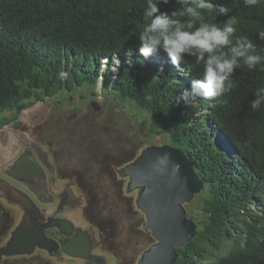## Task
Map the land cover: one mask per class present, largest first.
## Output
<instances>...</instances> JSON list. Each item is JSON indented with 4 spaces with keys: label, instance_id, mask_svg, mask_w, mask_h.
Returning a JSON list of instances; mask_svg holds the SVG:
<instances>
[{
    "label": "trees",
    "instance_id": "obj_1",
    "mask_svg": "<svg viewBox=\"0 0 264 264\" xmlns=\"http://www.w3.org/2000/svg\"><path fill=\"white\" fill-rule=\"evenodd\" d=\"M211 2L237 18L233 41L247 36L264 49V3ZM146 7L147 0H0V125L8 120L2 113L37 100L85 89L94 95L99 79L101 94L125 113L138 111L150 134L166 132L164 143L181 148L202 181L196 206L187 207L196 232L176 247L174 264H264V106L253 111L250 103L264 70L242 66L217 100L177 103L180 91L202 78L203 64L186 55L177 68L163 50L143 57L138 37L150 23ZM179 7L176 0L160 5ZM201 14L209 23L227 19L215 8Z\"/></svg>",
    "mask_w": 264,
    "mask_h": 264
},
{
    "label": "water",
    "instance_id": "obj_2",
    "mask_svg": "<svg viewBox=\"0 0 264 264\" xmlns=\"http://www.w3.org/2000/svg\"><path fill=\"white\" fill-rule=\"evenodd\" d=\"M94 104L93 100L88 104L90 111L86 117L94 116L100 110ZM49 105L37 100L21 108L15 118L0 126V166L8 164L13 178L18 181L32 180L40 174L41 169L35 161L51 172L54 169L48 150L34 139L32 132ZM21 149L23 152L19 154ZM27 149L32 152H26ZM30 155L34 162L28 160ZM114 171L123 181V192L133 194L134 208L143 217L141 229L154 241L140 252L134 264H174L176 247L196 232V224L187 216L184 206L202 186L192 161L179 147L167 143L152 144ZM26 185L33 193H37L33 186L37 185L40 191L46 186L44 182H26ZM66 186L71 194L66 189L60 193L58 211L63 207L73 208L81 200L74 191L73 179ZM0 187L6 192L5 203L20 212L0 241V262L3 258L31 256L36 251H45L55 262L58 261L57 255H63L74 259L76 264H106V256L99 252L101 240L95 225L49 216L15 186L1 184ZM50 229L61 239L49 234Z\"/></svg>",
    "mask_w": 264,
    "mask_h": 264
},
{
    "label": "rangeland",
    "instance_id": "obj_3",
    "mask_svg": "<svg viewBox=\"0 0 264 264\" xmlns=\"http://www.w3.org/2000/svg\"><path fill=\"white\" fill-rule=\"evenodd\" d=\"M115 59L120 61L117 57L112 59L111 69ZM106 60H101L102 68ZM101 92L98 79L94 95L85 89L47 99L50 105L43 118L34 124L32 132L34 139L51 151L58 173L76 181L87 200L84 216L96 226V232L102 230L100 238L105 249L119 257L137 256L154 241L140 227L143 217L134 208L133 194H125L123 181L111 173L145 146L162 144L169 138L166 132L150 134L147 126L136 120L140 116L138 111L123 112L114 99L104 97ZM92 100L100 110L94 116L86 117L90 111L87 106ZM32 119L36 117L32 116ZM78 189L75 188L77 194ZM194 195L184 205L187 215V207L196 206ZM76 212L80 216L79 209ZM57 262L50 263L32 255L5 260L1 264L65 263Z\"/></svg>",
    "mask_w": 264,
    "mask_h": 264
},
{
    "label": "clouds",
    "instance_id": "obj_4",
    "mask_svg": "<svg viewBox=\"0 0 264 264\" xmlns=\"http://www.w3.org/2000/svg\"><path fill=\"white\" fill-rule=\"evenodd\" d=\"M182 7L171 11L160 8L170 0H147L144 19L150 23L140 33L138 51L143 57L163 50L172 64L179 68L184 57H193L197 64H203L202 78L191 80L190 89L185 88L176 97V102L191 105L198 99L217 100L230 92L233 88L231 77L242 66L256 69L261 66L264 70V49L257 50L256 44L247 36L236 37L237 18L229 16V9L224 5H213L211 0H176ZM264 3V0H243L245 7L251 8ZM216 10L218 16L227 17L217 24L206 22L201 11ZM264 40V31L258 33ZM161 65L165 59H155ZM120 61H113L112 72L116 73ZM163 67L159 69L163 72ZM68 73L61 71L59 77L66 79ZM250 102L251 109L257 111L264 106V85L258 87ZM151 100V97H147ZM203 151V150H199ZM165 157L167 154H164ZM243 246V241L241 242Z\"/></svg>",
    "mask_w": 264,
    "mask_h": 264
},
{
    "label": "flooded vegetation",
    "instance_id": "obj_5",
    "mask_svg": "<svg viewBox=\"0 0 264 264\" xmlns=\"http://www.w3.org/2000/svg\"><path fill=\"white\" fill-rule=\"evenodd\" d=\"M18 112H14V111H8V112H4L1 114V116L6 117L8 120L6 122H3L0 126H2L3 124L9 122L10 120H12L13 118H15V116L17 115ZM23 152V150H20L21 154ZM26 152H32L31 149H27ZM49 155H50V161L53 164V171L51 172L49 169H46L45 166L42 165V163L40 162H36L37 166L41 169L40 170V174L35 176L34 179L32 180H25V182L23 180L18 181L16 179L13 178V175L11 174V172L9 171V166L8 164L5 165H1L0 166V185H8L11 184L13 186H15L17 189H20L21 191H23L24 193H26L32 200L33 202L41 209V211L45 212L47 215L49 216H53V217H61V218H67L69 220H74L77 221L79 220L84 221L89 223L90 221H88L85 216H84V205H86V198L84 197V194L82 192H78V194L76 193V195L79 196V198L81 199L78 202V205L74 204V207H63L62 209H60L58 211V206L60 203V193L66 189V191L70 193V191L68 190L66 185H69V183L71 182V180L73 179L71 176H65L62 175L60 173H58L57 171V167L54 163V158L52 156L51 151H49ZM28 160L30 162H34L33 157L30 155L28 157ZM115 169V168H114ZM115 174V171H113L111 174ZM75 181V180H74ZM26 182L29 184H35L40 183V182H44L46 184V186L44 188H42V190L40 191V188L36 186H33L36 189L37 193H33L29 187L26 185ZM78 189V186L76 185V181L74 182V187ZM79 190V189H78ZM6 194L5 190L3 188L0 187V241L3 238V236L8 232L9 228L11 227V225L13 224V222L15 220L18 219L19 217V210L16 209L15 207H11L9 205H7L5 202V198L4 195ZM5 199V200H4ZM76 209H79V215L77 216V212ZM60 212V213H59ZM78 222V221H77ZM49 234L52 233V236L57 237L59 239H61L60 236H58L57 234H55L54 230L50 229L48 231ZM102 234V230L98 229L97 231V236L98 238L101 240L100 235ZM102 243V240H101ZM99 252L104 253V255L106 256V264H134L135 262V258L138 257L137 256H132V257H119L117 254H115L114 252H108L107 249H105V246L103 245V243L101 245H99ZM33 255H37L40 259H44L47 262L50 263H54L53 261V257L50 256L45 252V251H36ZM57 255V254H56ZM32 256V255H31ZM30 256H17V257H11V258H3L2 261L0 262V264L2 262H4L5 260H9V259H16V258H28ZM58 260L60 261L61 259L64 260L63 262L67 263V264H74L76 263V261L74 259L71 258H66L63 255H57ZM64 263V264H65ZM78 264V263H77Z\"/></svg>",
    "mask_w": 264,
    "mask_h": 264
}]
</instances>
